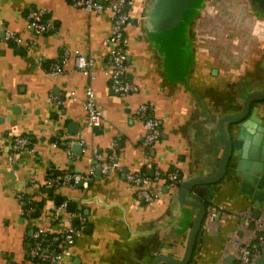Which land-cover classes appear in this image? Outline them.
<instances>
[{
	"label": "crops",
	"instance_id": "0c3cea01",
	"mask_svg": "<svg viewBox=\"0 0 264 264\" xmlns=\"http://www.w3.org/2000/svg\"><path fill=\"white\" fill-rule=\"evenodd\" d=\"M32 7L46 8L54 24L37 38L28 22ZM131 13L128 77L139 91L122 96L107 73L110 9L96 15L72 0H0V264H32L33 226L22 215L21 191L44 194L48 207L52 194L54 204L58 196L75 203L56 229L69 224L70 212L85 216L63 264H234L242 247L256 243L261 230L253 211L264 213V203L256 206L240 189L233 168L185 193L205 208L191 248L200 207L184 202L179 187L164 179L145 184L155 196L145 202L125 173L179 169L185 180L211 178L226 150L221 123L231 139L241 124L264 127V0H132ZM5 29L22 37L21 48L3 40ZM64 50L72 56L52 77L47 67ZM77 51L94 60L91 73L76 67ZM89 86L102 107L100 127L87 124ZM144 103L162 129L149 150L146 129L134 119ZM17 135L29 136L32 151L10 159ZM95 152H113L120 170L104 175L96 168L82 186L40 190L56 173L89 174ZM220 207L211 219L210 211Z\"/></svg>",
	"mask_w": 264,
	"mask_h": 264
},
{
	"label": "built area",
	"instance_id": "2783aa9c",
	"mask_svg": "<svg viewBox=\"0 0 264 264\" xmlns=\"http://www.w3.org/2000/svg\"><path fill=\"white\" fill-rule=\"evenodd\" d=\"M72 4L96 15H100L104 9L111 10V30L107 38V43L111 45L109 69L107 71L112 79L111 87L115 93L122 96L137 93L139 86L130 81L128 77L130 63L126 53V28L131 24L132 0H72ZM28 22L35 38L54 29V24L48 17V10L43 7L30 8L28 11ZM3 40L16 47L21 48L23 46L22 37L10 29H5ZM35 41L33 39L31 44H35ZM31 44L27 45L28 50H30ZM71 56L69 51L64 50L58 60L48 65L47 72L52 77L58 76L63 71L64 63ZM74 61L79 70L91 73L94 68V60L78 51L74 54ZM91 76L94 78L92 74ZM71 96L76 98L74 92H71ZM86 96L87 99L84 106L88 112L87 124L90 127H100L103 124V112L92 87L89 86L87 88ZM54 100L58 105L63 103L61 98L56 97ZM134 119L140 121L146 129L144 145L146 150H149L162 136L161 122L154 116L151 105L147 103L138 107ZM60 141L71 144L73 140L64 139ZM113 146L115 147V144ZM10 148V159L17 153L31 152L32 146L29 136H15ZM94 157L96 165L89 171V174H75L69 171L56 173L55 175H50L45 184L39 185L40 190L51 188L56 193L65 185L72 186L81 181L86 184L88 179L94 175L96 168H99L104 175L119 171L121 168L120 162L113 152L108 153L107 156L103 153L95 152ZM125 176L130 184L138 186L139 193L145 202H153L155 199L153 192L145 187L146 183L151 181L158 182L164 179L169 187H179L185 181L179 169L165 173L161 170H156L154 176H148L144 172H126ZM43 195H34L27 191L19 192V199L23 205L22 215L33 226V234L29 237V260L32 264H63V261L71 255L70 247L75 243L81 227L85 225L86 218L81 211L70 212L67 218L69 224L62 229H56L54 226L56 223H63L62 214L68 209V199L54 204V194L48 195L47 198L53 203L52 206L48 207L44 202L46 196L44 197ZM221 210H223L222 207L211 210L209 217L211 219L216 218ZM76 220H78V223L75 222ZM255 222L261 233L255 244L242 247L238 260L234 264H255L264 251L263 212Z\"/></svg>",
	"mask_w": 264,
	"mask_h": 264
},
{
	"label": "water",
	"instance_id": "95a60500",
	"mask_svg": "<svg viewBox=\"0 0 264 264\" xmlns=\"http://www.w3.org/2000/svg\"><path fill=\"white\" fill-rule=\"evenodd\" d=\"M235 120L236 118H228ZM225 120V119H224ZM223 120V121H224ZM222 121V122H223ZM264 127L261 125L255 126L253 129H249L248 125L241 124L238 128V133L233 135L232 139L228 137L222 127L221 131L225 136L226 150L221 161L217 175L206 179H190L185 180L179 186V194L182 200L186 203L197 205L200 207V215L194 225V228L189 238V248H191L197 228L204 215V205L196 201H187L185 193L187 191H194L195 185L207 184L217 181L222 175L225 174L226 169L233 168L234 175L240 184V189L252 196L254 204L260 206L264 203V145L262 143ZM233 129H231L232 131ZM74 182V180H72ZM83 182H79L82 186ZM52 192L51 188L46 189ZM62 197H57V202L60 203ZM75 206L74 202L68 203V208L73 209ZM262 210L255 208L253 211L254 219H257L262 214ZM252 226H255V222L252 221ZM33 232L30 231L29 235ZM255 264H264V251L261 253Z\"/></svg>",
	"mask_w": 264,
	"mask_h": 264
}]
</instances>
